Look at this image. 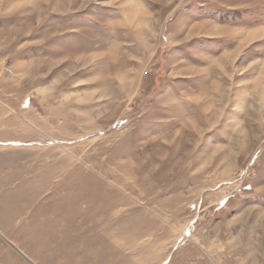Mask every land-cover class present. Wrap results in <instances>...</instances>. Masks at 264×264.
I'll use <instances>...</instances> for the list:
<instances>
[{
	"label": "rangeland",
	"instance_id": "374dc122",
	"mask_svg": "<svg viewBox=\"0 0 264 264\" xmlns=\"http://www.w3.org/2000/svg\"><path fill=\"white\" fill-rule=\"evenodd\" d=\"M0 264H264V0H0Z\"/></svg>",
	"mask_w": 264,
	"mask_h": 264
}]
</instances>
